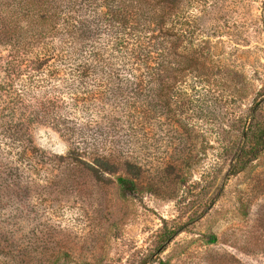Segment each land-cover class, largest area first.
<instances>
[{"label":"rangeland","instance_id":"1","mask_svg":"<svg viewBox=\"0 0 264 264\" xmlns=\"http://www.w3.org/2000/svg\"><path fill=\"white\" fill-rule=\"evenodd\" d=\"M197 1L204 21L221 26L215 52L233 71L206 117L146 123L133 135L33 126L53 163L26 171L32 186L0 200V264H264V0ZM40 43L35 55H53L59 40L52 31ZM79 145L141 166L74 165ZM243 148L258 156L233 174ZM119 176L136 177V192Z\"/></svg>","mask_w":264,"mask_h":264},{"label":"trees","instance_id":"2","mask_svg":"<svg viewBox=\"0 0 264 264\" xmlns=\"http://www.w3.org/2000/svg\"><path fill=\"white\" fill-rule=\"evenodd\" d=\"M197 2L3 1L0 200L18 198L22 184L32 186L34 177L23 180L26 171L32 174L38 166L53 163L31 136L35 125L50 126L60 135H87L91 130L93 135H133L146 123L162 124L166 119L189 124L206 117V109L218 100V89L233 71L215 52L221 26L207 24L205 8ZM52 31L53 39L59 40L53 43V55L47 49L42 56L35 55L36 46L43 48L40 36ZM258 152L243 148L231 167L233 174ZM70 153L74 165L97 171L121 163L141 166L100 148L89 152L79 145ZM135 179L117 178L129 193L138 188Z\"/></svg>","mask_w":264,"mask_h":264}]
</instances>
